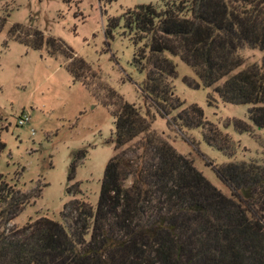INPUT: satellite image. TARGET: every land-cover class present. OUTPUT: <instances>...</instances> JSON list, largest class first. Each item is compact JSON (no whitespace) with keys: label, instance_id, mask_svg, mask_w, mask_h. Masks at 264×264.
I'll return each mask as SVG.
<instances>
[{"label":"trees","instance_id":"obj_1","mask_svg":"<svg viewBox=\"0 0 264 264\" xmlns=\"http://www.w3.org/2000/svg\"><path fill=\"white\" fill-rule=\"evenodd\" d=\"M124 18L140 39L150 34L145 44L149 54H141L144 65L139 54L134 63L148 68L143 91L161 115L182 106L168 82L176 74L175 63L165 56L168 52L189 65L223 102L249 104L250 120L264 128V56L261 63L237 70L244 64L242 48L264 50V0H171L162 10L140 5L126 11ZM115 24L112 19L106 34ZM24 29L14 24L11 35L33 48L44 45L39 30L27 35L34 38L31 41L22 37ZM47 43L66 48L51 37ZM114 97V153L96 206L74 198L64 205L63 223L41 216L1 231L0 264H264V158L214 167L229 188L227 196L190 157L177 152L163 132L151 129L150 113ZM174 123L203 126L209 144L233 152L229 137L204 119L197 104L168 120ZM234 124L240 132L250 131L240 119ZM141 134L137 146H128ZM4 147L0 138V150ZM83 157L84 151L75 155L69 180ZM39 194V187L22 191L0 173V225L18 216Z\"/></svg>","mask_w":264,"mask_h":264},{"label":"rangeland","instance_id":"obj_2","mask_svg":"<svg viewBox=\"0 0 264 264\" xmlns=\"http://www.w3.org/2000/svg\"><path fill=\"white\" fill-rule=\"evenodd\" d=\"M170 1L0 0V138L5 143L0 150V173L8 184L22 191L40 188V194L18 216L0 225V232L41 216L63 223L64 205L74 198L96 206L106 164L114 153L110 142L114 95L135 104L142 113H150L151 129L163 132L177 152L190 157L197 170L227 196L229 188L214 167L230 161L263 160L264 128L250 120V105L223 102L213 87L201 84L179 56L165 52L176 65V74L168 82L172 96L182 106L161 115L147 98L143 84L148 68H139L134 57L139 54L141 59L144 50L146 56L149 54L145 44L150 34L140 39L135 28L125 26L124 13L144 4L162 10ZM112 19L116 24L106 34ZM14 24L25 28L22 37L39 30L44 45L33 48L19 42L11 35ZM50 37L66 48L49 46ZM240 53L244 64L237 70L261 63L264 56V50L250 47ZM144 62L141 59V65ZM192 104L200 106L204 119L229 137L231 154L209 144L203 126L168 124ZM23 113L30 120L20 125ZM235 119L247 123L250 131H238ZM143 135L128 146H137ZM79 151H84V157L69 180L70 166Z\"/></svg>","mask_w":264,"mask_h":264},{"label":"built area","instance_id":"obj_3","mask_svg":"<svg viewBox=\"0 0 264 264\" xmlns=\"http://www.w3.org/2000/svg\"><path fill=\"white\" fill-rule=\"evenodd\" d=\"M30 120V116L27 113H23L18 119V124L22 125Z\"/></svg>","mask_w":264,"mask_h":264}]
</instances>
